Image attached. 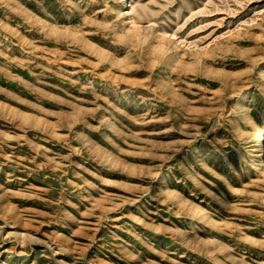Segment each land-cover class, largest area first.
Wrapping results in <instances>:
<instances>
[{
  "label": "rangeland",
  "instance_id": "rangeland-1",
  "mask_svg": "<svg viewBox=\"0 0 264 264\" xmlns=\"http://www.w3.org/2000/svg\"><path fill=\"white\" fill-rule=\"evenodd\" d=\"M262 131L264 0H0V264H264Z\"/></svg>",
  "mask_w": 264,
  "mask_h": 264
},
{
  "label": "bare ground",
  "instance_id": "bare-ground-1",
  "mask_svg": "<svg viewBox=\"0 0 264 264\" xmlns=\"http://www.w3.org/2000/svg\"><path fill=\"white\" fill-rule=\"evenodd\" d=\"M262 143H264V131L259 133L254 139V146L261 148V157H264V147H262Z\"/></svg>",
  "mask_w": 264,
  "mask_h": 264
}]
</instances>
